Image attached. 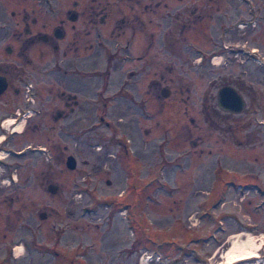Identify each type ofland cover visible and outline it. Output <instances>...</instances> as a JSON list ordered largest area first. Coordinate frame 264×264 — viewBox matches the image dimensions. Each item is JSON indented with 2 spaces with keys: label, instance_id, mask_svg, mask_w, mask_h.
Masks as SVG:
<instances>
[{
  "label": "rangeland",
  "instance_id": "rangeland-1",
  "mask_svg": "<svg viewBox=\"0 0 264 264\" xmlns=\"http://www.w3.org/2000/svg\"><path fill=\"white\" fill-rule=\"evenodd\" d=\"M67 2L0 0V33L7 24L14 33L0 36L10 81L3 119L22 125L0 134V264H224L244 232L262 241L264 264V0L259 10L248 0H183L205 16L182 33L171 19L148 22L177 0L141 11L130 38L106 26L87 73L97 82L83 80L87 119L75 123L53 119L55 55L17 54L23 8L50 18ZM223 86L243 98L240 112L217 106Z\"/></svg>",
  "mask_w": 264,
  "mask_h": 264
},
{
  "label": "flooded vegetation",
  "instance_id": "flooded-vegetation-1",
  "mask_svg": "<svg viewBox=\"0 0 264 264\" xmlns=\"http://www.w3.org/2000/svg\"><path fill=\"white\" fill-rule=\"evenodd\" d=\"M169 1L70 0L66 3L64 9L58 8L54 12V16L50 18L40 17L38 12L35 11L36 8L30 9V13L23 8L22 16L16 22V24L21 25L20 30L19 28L16 30L18 32L17 37L19 39L22 37L21 31L25 34L17 52L18 57L26 59L29 57L30 51L38 47L40 52L49 51L55 55L57 64L58 62L61 63L57 66L58 76L56 78L57 84L62 86L58 94L61 107L55 111L54 120L70 119L73 123L77 119H87L86 114L89 107L86 108V106L92 100V91H89L87 87L89 86L88 82L83 80L95 81L96 83L95 79L98 78H91L95 75H91V77L87 75L90 71L93 72L90 67L96 63L93 54L94 35L100 39L105 27L110 26L107 28L111 37L119 35L125 37L127 32L130 34L128 35L129 38L135 36L136 33H141L139 28L141 26L140 22H142L141 11L146 15L157 14L160 8L168 7ZM177 1L182 5H172L170 10H167L162 17H155L154 21L152 17H149L148 22L151 21L154 25H160L166 21V24H168V20L171 19L177 23L176 26H178L179 32L182 33L191 20L196 21L205 16L204 6L200 8L194 6L191 9L188 7V3L181 2L183 0ZM248 1L249 3L251 1L253 9L257 8L259 10L262 8L256 0ZM141 6L142 9H140ZM97 24L99 25L97 26ZM5 29L2 30L3 33H0V36L4 34L7 39L9 34L13 32L11 29L9 33V24L6 25ZM4 51L9 55L12 49L9 45H6ZM114 52L119 54V51L115 50ZM115 54H113V57L112 54H109L107 62L114 60ZM0 79L4 86L0 91V134L3 133V139H6L5 135L9 136V124L4 127L3 123L6 119H3V117L9 115V57L0 59ZM153 83L155 82L153 81ZM12 91L16 95L20 94V90L17 88H13Z\"/></svg>",
  "mask_w": 264,
  "mask_h": 264
},
{
  "label": "bare ground",
  "instance_id": "bare-ground-1",
  "mask_svg": "<svg viewBox=\"0 0 264 264\" xmlns=\"http://www.w3.org/2000/svg\"><path fill=\"white\" fill-rule=\"evenodd\" d=\"M254 50V48H253ZM9 124V130L14 132H21L22 125L20 122H14L13 118L6 119L3 123L4 127ZM0 141H2V137L0 136ZM245 234L237 235L236 239L233 241V245L227 254L226 260L224 264H237L241 262L248 261L251 264H256L260 258L259 250L261 246V242L255 241L253 237V233L244 232ZM264 239V233H263ZM264 241V240H263ZM264 243V242H263ZM14 252L17 253L20 250V247H14Z\"/></svg>",
  "mask_w": 264,
  "mask_h": 264
},
{
  "label": "water",
  "instance_id": "water-1",
  "mask_svg": "<svg viewBox=\"0 0 264 264\" xmlns=\"http://www.w3.org/2000/svg\"><path fill=\"white\" fill-rule=\"evenodd\" d=\"M0 85H1L0 87V91H1L4 87L2 85L1 79H0ZM167 93H168L167 89H163L161 91L162 96L167 95ZM216 104L221 110L237 113L242 110L244 102L241 95L233 87L223 86L217 92ZM65 163L69 169H74L76 167V160L72 155H68L66 157ZM47 189L51 193H54L55 190L57 189V186L48 185Z\"/></svg>",
  "mask_w": 264,
  "mask_h": 264
}]
</instances>
